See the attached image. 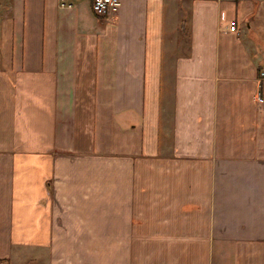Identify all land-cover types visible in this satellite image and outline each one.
<instances>
[{"label": "crops", "instance_id": "1", "mask_svg": "<svg viewBox=\"0 0 264 264\" xmlns=\"http://www.w3.org/2000/svg\"><path fill=\"white\" fill-rule=\"evenodd\" d=\"M91 1L0 0V264H264V0Z\"/></svg>", "mask_w": 264, "mask_h": 264}, {"label": "built area", "instance_id": "2", "mask_svg": "<svg viewBox=\"0 0 264 264\" xmlns=\"http://www.w3.org/2000/svg\"><path fill=\"white\" fill-rule=\"evenodd\" d=\"M61 6L70 7V4L62 3ZM120 6V0H92L91 9L96 16L111 17L113 16ZM234 23L229 25L230 30H234ZM258 92L256 95V102L259 105L264 104V66L258 71L257 76Z\"/></svg>", "mask_w": 264, "mask_h": 264}, {"label": "trees", "instance_id": "3", "mask_svg": "<svg viewBox=\"0 0 264 264\" xmlns=\"http://www.w3.org/2000/svg\"><path fill=\"white\" fill-rule=\"evenodd\" d=\"M1 262V261H0Z\"/></svg>", "mask_w": 264, "mask_h": 264}]
</instances>
